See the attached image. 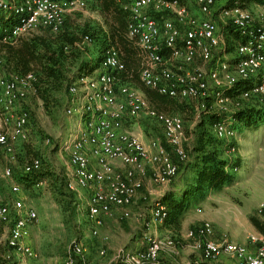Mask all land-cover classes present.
I'll return each mask as SVG.
<instances>
[{"label": "built area", "instance_id": "built-area-1", "mask_svg": "<svg viewBox=\"0 0 264 264\" xmlns=\"http://www.w3.org/2000/svg\"><path fill=\"white\" fill-rule=\"evenodd\" d=\"M95 0H0V8L17 17L16 23L3 36L5 42L17 43L21 36L41 26L58 31L67 15L87 8ZM130 12L128 37L140 47L144 67L140 78L147 87L160 94L198 101V108L206 110L207 100L213 98L218 111L229 112L227 104H234L227 94L242 83L238 99L250 100L264 97V12L258 18L234 1L222 6L219 16L235 28L246 41L236 47L234 60L221 58L225 47L216 20L219 0H121ZM151 11L170 13L175 19H157ZM1 30V26H0ZM85 42H91L86 36ZM169 50V59L165 51ZM3 60L0 59V69ZM97 74L89 73L70 87V93L81 101V130L66 142L70 150L67 188L87 190L88 217L93 222L94 235L113 210L121 209L122 216L131 218L137 195L144 186V179L151 175L159 185L170 184L179 174L180 162L189 159L184 146V122L177 114H167L153 109L144 92L130 84L121 83L118 74L125 69L119 51L111 47L99 63ZM36 76L0 72V147L12 153L13 146L27 139L30 124L29 112L20 104L34 92ZM238 104V103H237ZM147 110L150 117L164 130V142L151 140L146 144L137 134L123 129L126 117L137 118ZM72 113V108L69 109ZM217 138L235 151L237 130L226 120L213 124ZM171 149L169 151L168 147ZM89 150V151H88ZM42 167L39 158H33L24 167V173L37 172ZM5 176H13L12 169ZM44 182L39 181L38 186ZM20 193L21 187L13 186ZM13 210L16 217L13 220ZM264 211V204L259 208ZM152 221L163 222L165 207L153 205ZM38 220L33 207H26L22 200L12 205L6 201L0 188V224L12 223L7 239L8 247L23 260L38 259L39 254L30 242L31 224ZM149 226L150 223H147ZM213 224L205 220L189 236L196 240L201 257L216 261L223 255L235 257L239 264H264V232L249 235V243L227 239L215 240ZM146 247L126 250V264H161L159 254L174 240L165 243L151 233L145 236ZM86 247L74 240L69 255L61 264H75L80 257L86 261ZM101 255L106 250L100 251Z\"/></svg>", "mask_w": 264, "mask_h": 264}, {"label": "rangeland", "instance_id": "rangeland-1", "mask_svg": "<svg viewBox=\"0 0 264 264\" xmlns=\"http://www.w3.org/2000/svg\"><path fill=\"white\" fill-rule=\"evenodd\" d=\"M234 1L239 2V0ZM230 4L231 0H219L216 7L219 33L225 44H227L228 36L234 37L235 34L227 25L226 20L219 16V12L222 6ZM245 6L255 18H258L259 14L264 12V4L247 1ZM162 17L164 19H175V16L170 13ZM66 18V25L69 26L70 30L80 35L85 28L89 26L96 27L103 22V17L97 10L96 3L90 4L85 9L77 10L67 15ZM97 52L98 47L94 40L92 42L83 41L79 59L95 58ZM235 56L236 53L233 51L226 52L221 58L233 61ZM96 70L92 73L93 75L99 72H96ZM76 82H73L70 86L76 84ZM140 87H142L141 83ZM77 97H74L69 91L60 92L55 94L53 102L45 105L41 99L35 97L31 92L19 105L20 109L29 112L28 136L26 140L14 144L12 153L0 147V188L11 205L17 200H22L26 207H33L37 211L38 220L31 224L30 242L39 257L36 260H23L19 254L8 247L7 239L12 223L0 224V246L6 248V252L11 253L17 264L22 261H25V264H61L66 257V251L70 250L71 243L77 240L86 247L85 258L90 264H126L124 260L126 250L130 249L133 242H138L137 249H142L141 245H146L145 236L151 233L162 238L165 243L169 240L175 242L172 247L166 245L161 250L159 258L162 263L170 261L174 264H190L193 254L201 257L196 240L189 236V232L199 229L206 220L208 205L206 197L192 203L193 205L197 204L189 213L188 220H193L195 225L188 227L185 224L184 217L181 230L178 232L165 227L163 222L152 221L151 210L153 204L157 203L156 201L161 195L140 190L132 205L134 215L131 218L123 217L122 211L115 208L112 214L104 219V224L98 228V234L94 235L95 226L88 217L86 200L89 192L87 190L78 189L74 191L76 199L74 205L77 207L73 215L70 210L63 213V208L60 206L57 196L50 188L49 179L39 177L38 174L26 176L24 173L25 164L38 157L42 160L43 171L50 170L67 178L70 150L66 149L65 144L81 130H85L81 118V102L83 101ZM258 101V99H236L234 104H227V108L230 110L227 114L219 112L223 115L222 117H225L224 119L231 123L233 120L230 116L234 110L239 106H257ZM260 101V106H264V97ZM179 102H185L193 106L196 116L200 113V109L196 108L197 105L193 101L179 100ZM211 104L210 112H218L219 106L214 102V99L211 100ZM70 108H72V113H69ZM171 114L182 117L184 121V146L186 149L192 147L196 138V120L187 119L192 116V111L184 110L182 112H172ZM132 123L135 124L133 133L138 135L142 131L148 137L151 135L154 140L165 143L162 126L148 115L147 110L141 112L136 119L132 120ZM245 139L246 156L250 160L247 166L248 173L251 171V174H253L252 172L255 171V160L259 166L257 167L258 171L261 172L262 168L264 171V166H261V164H264V124H261L256 130H247ZM168 149L171 152V149ZM172 158L179 165L181 164L173 154ZM8 168L12 169L13 172L11 178L5 176V170ZM42 180L44 183L38 186V182ZM178 180V178H175L165 186L156 184L154 181L151 184L146 182L145 179L143 183L146 182L145 185L148 189L164 191ZM14 185L21 187L20 193L13 191ZM258 213L264 216V211H258ZM12 215L14 220L16 217L14 210ZM66 220L69 222L68 225L65 223ZM147 223H150V225L148 226ZM102 249L106 250L105 255H101L100 251ZM209 264H239V262L233 256L223 255L216 261H209Z\"/></svg>", "mask_w": 264, "mask_h": 264}, {"label": "trees", "instance_id": "trees-1", "mask_svg": "<svg viewBox=\"0 0 264 264\" xmlns=\"http://www.w3.org/2000/svg\"><path fill=\"white\" fill-rule=\"evenodd\" d=\"M17 1L23 3L27 0ZM247 1L264 4V0H239L237 2L241 7H246ZM233 2L234 0H231V4ZM93 3H96L103 22L96 27L85 28L81 35L70 30L66 25L67 18H65L58 31H54L51 27L41 26L29 34L21 36L15 44L5 42L3 36L16 23L17 17L0 8V59L3 60L0 72L21 76L34 73L36 81L33 95L48 105L53 102L55 94L70 92V85L73 82L99 69V63L104 58L106 51L114 47L119 51L125 64V69L118 74L121 83L130 84L142 90L150 106L159 112L171 114L185 110L192 111V116L195 117L197 114H195L193 106L179 102L181 99L160 94L157 90L143 84L140 74L144 67V58L140 47L128 37L130 12L125 8L124 2L121 0H95ZM151 14L157 19H162V16L166 15V13L154 11H151ZM230 28L235 35L227 38L225 47L227 53L235 51L239 43L246 41V38L235 28ZM86 36L91 38V42L93 40L96 42L98 52L95 58L79 59L81 43ZM169 52V50L165 51L167 59L170 58ZM140 83L142 87H140ZM242 88V83L237 84L227 94L235 101ZM212 99L207 100L208 108L206 110H200L195 118L192 116L187 118L196 120V138L192 147L188 148L189 150L186 149L189 159L179 165V174L176 177L180 181L179 188L165 190L156 201L165 207L164 226L178 232L181 230L184 215L191 208L193 201L205 198L210 190L220 189L233 180V173L230 169L236 164L232 159L224 157L225 142L217 138L212 129L215 121L225 118L220 112L223 114L228 112L211 113ZM187 100L193 101L197 105L196 108L198 107V101L183 99V101ZM260 103L259 100L257 106H239L232 112L230 118L233 122L230 124L235 129L256 130L261 124H264V106H260ZM166 146L169 148L168 145ZM42 167L37 172L26 174V176L38 174L39 177L48 178L50 188L57 196L63 213L70 210L73 215L77 207L74 205L76 199L74 191L67 188V178L50 170L43 171ZM251 221L262 229L261 232H264V227H261V222L256 216H252ZM65 223L68 225V220ZM70 250L66 251V257ZM0 264H17L11 253L6 252V248H2V246H0ZM75 264H83L82 258H76ZM161 264L172 263L161 262ZM191 264H209V261L193 254Z\"/></svg>", "mask_w": 264, "mask_h": 264}, {"label": "crops", "instance_id": "crops-1", "mask_svg": "<svg viewBox=\"0 0 264 264\" xmlns=\"http://www.w3.org/2000/svg\"><path fill=\"white\" fill-rule=\"evenodd\" d=\"M222 56L224 55L221 54L220 57ZM97 71H100V68L97 69L96 72ZM134 119L136 118L126 117L122 123V128L133 132L135 124L132 123V120ZM236 130L237 137L233 142L236 150L234 152L230 151L229 145L226 144V142L224 143V157L232 159L236 164L230 169L233 173V180L224 187L210 190L207 193L205 199L207 200L208 205L205 219L213 224V239H227L230 241L248 244L249 235L262 231L261 228L253 224L251 217L256 216L261 222V227H264V216L259 215L258 213L259 206L264 204V171L263 168L261 169V172L260 170L258 171L257 167L259 166L255 160V171L252 172L253 174H251V171L248 173L247 166L250 160L246 156L247 150L245 144L247 130H240L239 128ZM138 136L146 144L150 143L151 140H154L151 135L148 137L147 135L143 134L142 131L139 132ZM261 166H264V164H261ZM145 180L146 182L152 184L153 180L150 174L145 178ZM145 183L142 190L146 192L148 191L150 194L156 193V195H162L165 191L148 189ZM179 185L180 181L178 180V182H174L169 189L179 188ZM166 190L168 189L166 188ZM1 192L4 195L2 190ZM195 205L192 204L191 208L185 213L184 216L186 221L185 224L188 225V227H193L195 225L193 224V220H188L189 213ZM131 211L132 213L134 212L133 206H131ZM137 246L138 242H133L131 244L130 250L137 249ZM141 247L145 248L146 245L143 244ZM170 263L174 264L173 262ZM18 264H25V261L18 262Z\"/></svg>", "mask_w": 264, "mask_h": 264}]
</instances>
